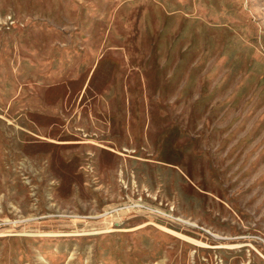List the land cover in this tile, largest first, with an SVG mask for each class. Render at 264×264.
Returning a JSON list of instances; mask_svg holds the SVG:
<instances>
[{
    "label": "rangeland",
    "instance_id": "1",
    "mask_svg": "<svg viewBox=\"0 0 264 264\" xmlns=\"http://www.w3.org/2000/svg\"><path fill=\"white\" fill-rule=\"evenodd\" d=\"M0 264H264V0H0Z\"/></svg>",
    "mask_w": 264,
    "mask_h": 264
}]
</instances>
